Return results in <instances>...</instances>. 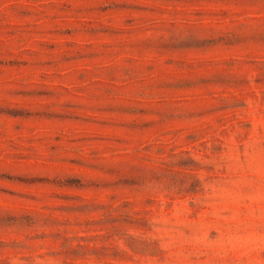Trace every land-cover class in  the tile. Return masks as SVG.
Returning a JSON list of instances; mask_svg holds the SVG:
<instances>
[{
    "label": "rangeland",
    "instance_id": "obj_1",
    "mask_svg": "<svg viewBox=\"0 0 264 264\" xmlns=\"http://www.w3.org/2000/svg\"><path fill=\"white\" fill-rule=\"evenodd\" d=\"M0 264H264V0H0Z\"/></svg>",
    "mask_w": 264,
    "mask_h": 264
}]
</instances>
